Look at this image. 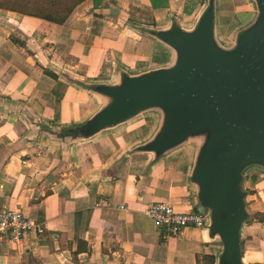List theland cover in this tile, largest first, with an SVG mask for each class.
Returning a JSON list of instances; mask_svg holds the SVG:
<instances>
[{"label": "crops", "instance_id": "0c3cea01", "mask_svg": "<svg viewBox=\"0 0 264 264\" xmlns=\"http://www.w3.org/2000/svg\"><path fill=\"white\" fill-rule=\"evenodd\" d=\"M246 1L219 0V36L249 18ZM203 2L83 0L62 25L0 9V211L19 208L44 228L2 241L0 264H213L215 244L202 228L162 240V228L144 218L152 201L177 211H195L196 202L180 156L158 166L148 155L124 156L142 123L71 144L42 129L78 124L91 110L82 80L167 56L144 26L189 23ZM45 71L65 84L57 106L56 80ZM247 199L253 218L241 230V255L264 264V224L254 222L264 197L257 190Z\"/></svg>", "mask_w": 264, "mask_h": 264}, {"label": "water", "instance_id": "95a60500", "mask_svg": "<svg viewBox=\"0 0 264 264\" xmlns=\"http://www.w3.org/2000/svg\"><path fill=\"white\" fill-rule=\"evenodd\" d=\"M249 1V18L222 37L219 0H204L189 23L144 26L167 56L82 80L94 104L80 123L42 126L71 144L144 122L124 156L148 155L152 166L180 156L201 228L215 244L213 264H245L240 235L253 218L245 179L264 174V0Z\"/></svg>", "mask_w": 264, "mask_h": 264}, {"label": "built area", "instance_id": "2783aa9c", "mask_svg": "<svg viewBox=\"0 0 264 264\" xmlns=\"http://www.w3.org/2000/svg\"><path fill=\"white\" fill-rule=\"evenodd\" d=\"M143 216L162 228V240L170 236L182 237L187 228H201L203 225L201 213L193 210L177 211L166 200L149 202ZM31 231L41 234L44 228L28 219L19 208L0 211V244L4 240L19 242Z\"/></svg>", "mask_w": 264, "mask_h": 264}, {"label": "trees", "instance_id": "16d2710c", "mask_svg": "<svg viewBox=\"0 0 264 264\" xmlns=\"http://www.w3.org/2000/svg\"><path fill=\"white\" fill-rule=\"evenodd\" d=\"M83 0H0V9L15 12L19 15H26L41 20L48 21L54 25H62L68 19L72 11ZM47 75L55 78V85L51 94L56 96V106L59 104L62 91L65 84L57 79V76L49 71ZM256 181V175L250 174L246 177V188L249 195L254 193L253 185ZM254 222L264 224V212H257L254 216ZM210 261L206 264H209ZM197 264H200L197 257Z\"/></svg>", "mask_w": 264, "mask_h": 264}, {"label": "rangeland", "instance_id": "374dc122", "mask_svg": "<svg viewBox=\"0 0 264 264\" xmlns=\"http://www.w3.org/2000/svg\"><path fill=\"white\" fill-rule=\"evenodd\" d=\"M238 2L237 3H246L247 1L246 0H237ZM245 16V15H244ZM244 16H241V15H239L238 17L239 18H243ZM145 120L146 121H152L153 120V117H148V118H145ZM140 123H144V122H140ZM143 126H144V124H142L141 125V127H139V128H137V130H142V128H143ZM131 130H136V129H131ZM130 130V131H131ZM134 132V131H133ZM253 172V171H252ZM252 172H250V174H252ZM249 174V175H250ZM253 174H255L256 175V179L259 177V180H258V182L257 183H259L260 184V186H263V188H264V174L262 173V172H259V171H256L255 170V172L253 173ZM246 180V179H245ZM257 183H254V185H253V191H256V193H257V190H258V185H257ZM244 188H245V190L247 191V188H246V182H245V184H244ZM256 198H258V195L256 196H253V197H251V199H252V201L253 202H255L256 201ZM253 208H254V210L257 208L256 206H253ZM256 214V213H255Z\"/></svg>", "mask_w": 264, "mask_h": 264}, {"label": "bare ground", "instance_id": "6f19581e", "mask_svg": "<svg viewBox=\"0 0 264 264\" xmlns=\"http://www.w3.org/2000/svg\"><path fill=\"white\" fill-rule=\"evenodd\" d=\"M258 185V190L260 191V194L264 197V190H263V186H260L259 183H257Z\"/></svg>", "mask_w": 264, "mask_h": 264}]
</instances>
